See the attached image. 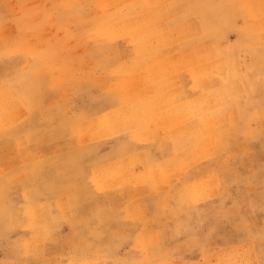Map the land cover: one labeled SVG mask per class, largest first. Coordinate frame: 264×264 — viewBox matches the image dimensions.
Listing matches in <instances>:
<instances>
[{"label": "rangeland", "instance_id": "1", "mask_svg": "<svg viewBox=\"0 0 264 264\" xmlns=\"http://www.w3.org/2000/svg\"><path fill=\"white\" fill-rule=\"evenodd\" d=\"M0 264H264V0H0Z\"/></svg>", "mask_w": 264, "mask_h": 264}, {"label": "crops", "instance_id": "2", "mask_svg": "<svg viewBox=\"0 0 264 264\" xmlns=\"http://www.w3.org/2000/svg\"><path fill=\"white\" fill-rule=\"evenodd\" d=\"M256 45L257 44H254V46ZM192 93L193 92L191 91V85L186 84V96H191ZM255 107L257 106H254L253 104H251L252 110L255 109ZM160 139L163 141L162 146L165 150L168 146L166 145L163 137L160 136ZM146 153L151 155L150 153H148V151ZM134 154H135L134 152L125 154L123 155V158L125 159V158L133 157L136 155ZM171 157H173V155L168 147V151L166 149V156H164L163 159H159L160 161L159 160L157 161L156 159L152 161V163L153 164H164L168 160H170ZM120 164H122V161H118L114 165L119 166ZM138 171L139 170H137V172ZM187 171H190V168ZM210 172L211 171H208V172L206 171L205 176H207L208 173ZM129 185H132V186L135 185L136 189H138V197L135 198V197H128L124 195L122 196V199L130 207V210L132 211V213H134L136 217V221H139L140 223L142 222L141 224H145V226H148L149 224L150 228L142 229V234L144 237L148 233L150 234L152 232H155L156 235H161L162 231L164 233L165 231H167L168 235L169 233L172 234V231H174L176 226L169 224L168 221H170V223L171 221H174L178 224L177 227L179 230V234H177V237L182 236V230L179 227V223L177 219L178 207L176 206L175 197L174 195H172V190H171V188H173L171 187L172 182L168 183L169 196H168L167 206L161 203L162 199L160 200V198H162L161 196L162 191L154 178H151V180L143 184L136 183L133 181ZM219 194H220V191H219ZM209 199H210L209 196H207V198L205 199L200 198V197L197 198L198 202H201V201L204 202ZM160 251H162V249ZM160 257H163V256H160Z\"/></svg>", "mask_w": 264, "mask_h": 264}]
</instances>
